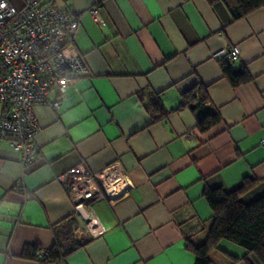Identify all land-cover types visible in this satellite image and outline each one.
<instances>
[{
  "label": "crops",
  "instance_id": "crops-1",
  "mask_svg": "<svg viewBox=\"0 0 264 264\" xmlns=\"http://www.w3.org/2000/svg\"><path fill=\"white\" fill-rule=\"evenodd\" d=\"M43 1L80 14L74 44L90 74L67 89L58 109L33 107L39 130L31 168L22 170L0 138V264H43L34 252L53 246L63 220L77 221L57 176L114 161L130 180L128 193L94 202L103 233L77 221L74 239L88 241L53 264H194L186 245L203 243L211 224L204 190L229 191L247 178L255 184L243 203L264 194V7L228 22L226 10L206 0ZM230 45L240 49L234 70L250 76L235 86L214 56ZM196 83L220 116L206 131L188 107L178 108ZM151 99L164 117L155 119ZM227 242L209 252L211 264H246L243 257L261 264Z\"/></svg>",
  "mask_w": 264,
  "mask_h": 264
},
{
  "label": "built area",
  "instance_id": "built-area-1",
  "mask_svg": "<svg viewBox=\"0 0 264 264\" xmlns=\"http://www.w3.org/2000/svg\"><path fill=\"white\" fill-rule=\"evenodd\" d=\"M0 0V138L18 155L22 170L37 159L34 136L39 130L33 107L58 109L67 89L90 71L74 44L80 14L60 10L52 1ZM95 23L105 25L96 7L91 8ZM240 49L230 45L216 54L234 66ZM264 143V141H262ZM74 206V214L92 235L103 229L91 205L101 199L117 202L128 193L130 180L118 162L100 171L77 164L57 176ZM48 250L36 252L46 259ZM43 264H52L44 262Z\"/></svg>",
  "mask_w": 264,
  "mask_h": 264
},
{
  "label": "trees",
  "instance_id": "trees-1",
  "mask_svg": "<svg viewBox=\"0 0 264 264\" xmlns=\"http://www.w3.org/2000/svg\"><path fill=\"white\" fill-rule=\"evenodd\" d=\"M212 6H222L232 22L243 18L252 11L264 7V0H206ZM222 75L233 86L245 83L250 76L243 69L234 70L233 66L223 62ZM149 107L154 113L155 119L166 115L165 109L156 99H151ZM188 107L196 117V127L199 131H206L219 122V113L212 107L207 92L203 85L196 83L191 89L181 94L178 108ZM255 184L254 179H243L236 188L226 191L221 187L205 189L204 199L209 205L212 216L211 224L207 230L206 238L199 245L187 244L186 248L195 256L194 264H211L209 252L218 247L221 240L231 242L246 253L264 264V194L249 203H243L241 196ZM78 223L74 218L63 220L54 228L55 242L48 249L46 259H40L43 263H56L67 254L81 247L89 238L76 241L73 232ZM226 253V252H224ZM36 257V252L33 254ZM232 260H239L229 254ZM39 259V258H38ZM246 264H250L246 257L242 258Z\"/></svg>",
  "mask_w": 264,
  "mask_h": 264
},
{
  "label": "rangeland",
  "instance_id": "rangeland-1",
  "mask_svg": "<svg viewBox=\"0 0 264 264\" xmlns=\"http://www.w3.org/2000/svg\"><path fill=\"white\" fill-rule=\"evenodd\" d=\"M78 241V240H77ZM229 245H231V247H233L234 249H243L239 246H236L235 244L231 243V242H227Z\"/></svg>",
  "mask_w": 264,
  "mask_h": 264
}]
</instances>
